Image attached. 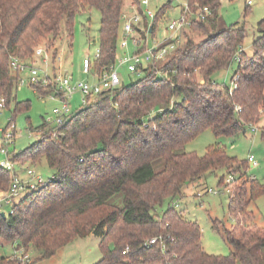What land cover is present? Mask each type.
<instances>
[{
	"label": "trees",
	"instance_id": "1",
	"mask_svg": "<svg viewBox=\"0 0 264 264\" xmlns=\"http://www.w3.org/2000/svg\"><path fill=\"white\" fill-rule=\"evenodd\" d=\"M139 1L0 0V100L7 109L15 102L8 128L31 108L30 102L17 101L19 77L10 70L11 57L29 62L41 44L51 52L62 24L72 37L77 14L94 8L101 15L100 55L90 77L100 78L116 62L126 8ZM171 2L155 16L153 34ZM188 2L208 7L211 14L202 21L193 10L190 28L166 61L143 67L136 83L123 80L118 88L89 98L86 106H76L63 125L45 122L31 129L40 139L9 153L18 166L45 160L54 173L46 184L0 208V247L12 246L0 264H16L12 258L18 250L34 264L36 254L52 258L92 234L100 238L102 258L96 264H264V227L237 223L226 233L231 253L214 256L203 248L200 226L176 210L190 187L221 169L234 178L219 184L231 191L235 220L264 196V185L247 175L249 162L229 156L224 146L211 145L203 156L185 151L208 130L226 138L247 134L262 121L264 21L247 52L241 49L249 39L244 26L219 27L220 0ZM51 54L55 63L58 51ZM234 62L231 86L219 84L215 75ZM36 90L40 97L53 92ZM260 131L264 140V128ZM17 175L16 169L0 165V197ZM115 197L122 206L112 201ZM153 239L154 244L145 245Z\"/></svg>",
	"mask_w": 264,
	"mask_h": 264
},
{
	"label": "rangeland",
	"instance_id": "2",
	"mask_svg": "<svg viewBox=\"0 0 264 264\" xmlns=\"http://www.w3.org/2000/svg\"><path fill=\"white\" fill-rule=\"evenodd\" d=\"M170 1H172L170 4L171 8L167 9L163 19L158 22L156 38L159 43L164 40V35L167 34L168 23L179 18L180 6H183L187 0H149L148 9L153 12L154 17ZM248 2L249 0L221 1L219 27L244 26L247 33H249V39L241 49L251 52L252 39L257 33V25L264 21V0H252V5H249ZM248 6L249 10L246 11ZM143 10L147 9L144 7ZM153 21L154 18L150 20V23H153ZM100 23V12L94 8H87L77 14L72 37L69 36L65 25L62 24L61 34L54 42V47L50 49L51 52L54 50L58 51V56L55 59L56 69H59V67L62 69L63 67V70L73 74L76 80L83 79L89 82L95 80L94 77L86 79V76L82 73V63L86 56L93 59L97 49H99ZM42 43L45 42L43 41ZM150 44H152V40H150ZM44 45L41 44L38 47H45ZM236 68V62H234L228 69L217 73L214 77L215 80L221 85L231 86V79ZM120 74L126 84L136 83L140 79L133 74H129L125 69H121ZM16 97L19 102H30L31 108L28 112L15 117V121L12 124L14 129L12 126L8 128V125L13 120L15 102L11 104L10 108L0 111V130L8 128L9 132L15 134L14 142L7 146L9 153H20L38 141L40 135L35 132L32 133L30 130L44 124L51 118L52 110L60 107L59 103L40 97L28 85H19ZM79 97L77 95L72 99L74 108H77L76 104L79 102ZM254 127L256 128V133H253L252 127H250L247 134L240 133L226 138H217L211 130H208L189 143L185 151L196 152L199 156H203L209 146L220 145L225 147L229 156L236 157L239 161L246 162L250 157H253L256 166L253 163L249 164L247 175L264 185V140L260 131V128H264V115L262 121ZM2 147V135H0V148ZM4 160L5 157L0 153V165ZM28 168L39 174L44 182L51 180L54 173L45 160L36 165L28 163L22 167L18 165L15 167L22 178L27 176L26 171ZM229 176L226 170L223 169L209 172L201 181V184L190 187L187 190L186 196L178 201V206L176 207V210L181 211L189 221L196 222L200 226L203 248L206 253L214 256H228L231 253L232 249L226 240V233L235 227L237 223L264 227V196L251 205L246 216H239L236 220L232 217L230 213L231 191L219 184L222 178L228 184L231 178ZM208 190L213 191V193ZM214 192L217 194H214ZM112 201L122 206L119 197L113 198ZM99 244L100 238L92 234L87 238L72 241L61 248L52 258L43 260L39 259L36 254L35 258H37V261L34 264H96L102 258ZM11 253V245L0 247V258L10 256Z\"/></svg>",
	"mask_w": 264,
	"mask_h": 264
},
{
	"label": "built area",
	"instance_id": "3",
	"mask_svg": "<svg viewBox=\"0 0 264 264\" xmlns=\"http://www.w3.org/2000/svg\"><path fill=\"white\" fill-rule=\"evenodd\" d=\"M223 0H220V2ZM249 5H252V0H249ZM149 0H140L139 4H132L130 15H123L122 36L119 44L120 52L117 55L116 62L110 67V70L104 72L100 78H95L93 82L87 80H76L74 75L68 73L59 67L56 69L52 59V54L45 47H37L34 56L29 62H24L18 57H11L10 70L14 75L19 77L20 86H30L36 90V87L52 88L53 92L44 96L53 102L59 103L60 107L52 110V116L46 123L50 126H60L67 121L73 114L72 99L77 95L80 96V101L76 106H86L89 98H94L105 92H109L118 88L123 80L120 74L121 69H125L129 74L141 75V69L153 62L166 61L174 52L177 45L180 43V35L185 30L190 28L191 21L196 18L205 21L211 14L208 7H201L199 3H194L191 6L188 0L180 6L181 12L177 20L170 21L167 25L164 40L159 43L156 34L152 32L153 23L150 20L155 18L152 11L148 9ZM147 10H143V8ZM197 9L194 14L193 10ZM148 19L149 22H146ZM145 22L148 25H145ZM152 40V44H150ZM170 42L169 44H165ZM100 51L97 49L94 58L86 56L82 63V73L90 77L92 62L99 58ZM236 80L232 84V88H236ZM43 97V96H41ZM5 109V102L0 100V111ZM240 110V109H238ZM1 114V113H0ZM14 129V126H12ZM256 133V128L253 129ZM2 135L3 147L0 148V153L5 157L1 163V167L14 171L16 164L9 157L8 145L15 140V134L8 130H0ZM5 144V145H4ZM249 164H254V158L248 159ZM22 167V166H20ZM27 176L22 178L19 175L13 177V182L10 190L0 197V208L3 206H11L13 201L21 194L28 190L36 189L39 185L46 184L39 174L33 169L28 168ZM234 181L231 177L229 183ZM210 193L213 191L208 190ZM214 194H217L214 192ZM156 242L153 239L146 246ZM16 264H29L30 255L25 254L23 250L14 252L12 258Z\"/></svg>",
	"mask_w": 264,
	"mask_h": 264
},
{
	"label": "crops",
	"instance_id": "4",
	"mask_svg": "<svg viewBox=\"0 0 264 264\" xmlns=\"http://www.w3.org/2000/svg\"><path fill=\"white\" fill-rule=\"evenodd\" d=\"M131 12H132V11L130 10V6L127 7L126 10H125V13L128 14V15H130ZM88 79H90V77H88ZM79 101H80V97H79ZM78 103H79V102H78Z\"/></svg>",
	"mask_w": 264,
	"mask_h": 264
}]
</instances>
